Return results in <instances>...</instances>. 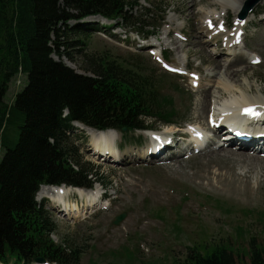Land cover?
<instances>
[{
  "label": "rangeland",
  "instance_id": "1",
  "mask_svg": "<svg viewBox=\"0 0 264 264\" xmlns=\"http://www.w3.org/2000/svg\"><path fill=\"white\" fill-rule=\"evenodd\" d=\"M230 1L235 7L238 6L237 1ZM248 1L244 2L240 13ZM149 2L157 6L166 5L163 8L165 14L167 13L164 27L157 33L160 40L157 44H160L166 53L161 54L160 49L155 47L153 38L148 40V43L155 45H151L155 48L154 51L143 49V43L138 44L139 37L135 32L117 27L109 31L99 28L87 39V49L83 50L84 46L79 45V41L88 32L81 34L78 30L72 31L67 40L73 42L67 50L73 62L64 59V63L82 74H90L84 71V55L87 53V56H101L115 61L125 69L147 76L149 81H153L161 97L171 103L170 108L175 115L172 125H163L156 120L149 121V129L159 135H171L172 132H166L168 128H187V124L209 129L212 126L211 114L223 112L219 104H228L234 97L243 96L239 91L233 98L229 94L223 96L222 91L220 95L219 89L214 88L206 101L207 105L210 103L209 109L204 111L198 106L202 97L200 92L196 91L198 85L194 80H200L202 86H205L218 70L224 69L226 72L229 68L231 71H244L240 79L248 76V83L264 90V0L254 9V14L257 15H252L246 22V27L242 28L245 39L240 44V55L234 58L239 62L238 65L235 68L227 66L221 69L211 66L206 59H211L210 56L213 55L217 58L212 56L214 60H218L221 65L227 63V60L231 61L224 53L226 50L221 49L224 48L222 43L225 44L224 36L233 38L237 28L234 8L227 10L229 17L226 19L228 24H225L226 12L221 11V6L214 7L209 3H202L203 5L197 7V13L195 2L190 0L141 1L143 6H148ZM213 11L216 12V21H212L214 24H211V27L218 29L216 38L221 41L218 46L216 41L206 34V19L203 18L204 14H212ZM92 18L86 20L89 26L82 28V31L97 29V24L103 25L102 20L92 21ZM172 19H176V22H171ZM72 25L73 22L68 23L69 27ZM173 29L177 32L174 38L170 36L172 45L171 40L166 37V31ZM191 40L193 42L188 45ZM177 41H180L178 46L175 45ZM211 41L214 43L210 45ZM187 48L195 51L186 53ZM243 59H254V63H241L240 60ZM27 82L26 75L13 77L8 84L5 103L12 105L16 95L26 87ZM258 91L255 88L254 96L264 97ZM217 95L220 99L216 98ZM229 105L232 106L230 103ZM215 128L209 129L210 135L216 136L220 132L223 136L226 134ZM12 135L11 132V137ZM75 135L80 143V151L85 157L83 161L90 163L102 180L103 187L96 183L92 190L99 187L108 192L110 199L101 203L100 207L96 205L94 208L84 209V199H80L72 189L67 200L70 212L63 211L51 200L42 199L38 195L37 202H46L56 222L57 232L52 237L54 243L62 244L70 250H79L82 253L80 264H186L191 250L207 255L219 248H226L234 252L239 260L249 262L250 243L254 241L255 244L264 246V165L254 163L264 161V148H255L256 142L251 143L249 148H243L244 144L238 146L234 143L219 147L256 159L244 162L236 156L206 157L203 153L193 152V149L185 151L182 146L189 145L191 140L181 141L177 138L172 141V138H163L164 146L160 147V152L166 150L165 145L171 146V141H181L179 148L176 144L175 150L176 153L180 151L183 159L180 164L171 160L160 161L163 155L160 153L156 154L153 161L142 158L145 152L142 148L149 140L148 131L128 133L124 136L119 133L116 144L112 146L115 153L111 157L96 155L85 131L78 129ZM180 135H183L182 132L177 133V136ZM215 141L223 140L219 137ZM136 146L142 148L137 149ZM154 162H161L159 165L163 167H156L158 165ZM208 166L212 167L213 172L221 170V174L227 177L241 176V183L233 189V196H230V193H222L226 191L220 190L208 180H198L201 179L198 172H204ZM194 174L196 177L192 180ZM155 176L158 185L154 183ZM244 176H247L248 182L242 179ZM212 177V181L216 182V177ZM132 182L142 187H136ZM78 208L84 213L83 217L72 218ZM122 214L126 215L124 221L118 226L114 225L115 219Z\"/></svg>",
  "mask_w": 264,
  "mask_h": 264
},
{
  "label": "trees",
  "instance_id": "2",
  "mask_svg": "<svg viewBox=\"0 0 264 264\" xmlns=\"http://www.w3.org/2000/svg\"><path fill=\"white\" fill-rule=\"evenodd\" d=\"M141 1L0 0V264H33L37 258L80 264L79 250L51 239L56 222L46 202L35 197L43 185L92 189L102 182L83 161L76 123L128 134L148 131L150 120L174 122L171 103L142 73L87 53L84 71L90 74L63 61L73 62L67 51L72 31L88 32L79 41L86 50L99 28L111 30L97 24L82 31L91 16L142 37L156 34L166 5ZM19 73L27 85L8 105V84ZM186 264H264V246L250 243L249 262L226 248L207 255L191 250Z\"/></svg>",
  "mask_w": 264,
  "mask_h": 264
},
{
  "label": "bare ground",
  "instance_id": "3",
  "mask_svg": "<svg viewBox=\"0 0 264 264\" xmlns=\"http://www.w3.org/2000/svg\"><path fill=\"white\" fill-rule=\"evenodd\" d=\"M234 1L238 2L237 7H235L234 4H232L230 0H207V1L190 0V2H192V3L195 2L194 6H196L195 7L196 12H197V7L200 5H203L202 3H204L206 5L209 3L210 6H214V7L215 6L223 7V9L221 11L226 12L225 17H224L225 24H228L226 21V19L229 17L227 10L234 8L236 16H238V14L240 13L241 7L246 0H234ZM215 11H217V10H215ZM188 16H189V14H188ZM203 18L206 19V21H204L206 23V34H208L213 40L216 41L217 46L220 45L221 41H219L216 38L217 33H219L218 29L211 27V24H214L212 21L213 20L216 21V12L214 13V11H213L212 14H204ZM250 18H251V15L246 20L239 21V19H237L240 25L235 29V33L233 35V38L230 39L229 36H227V35L224 36L225 44L222 43V46H224V48H222L221 50L222 51L226 50V51H224V53H226L228 55L227 59H230L231 61L229 62L227 60V63H224V65H221V63L218 60H214V58L215 59H217V58L212 55L214 57L213 58L212 56H210L212 60L209 58L206 59L208 64H210L211 66H213L215 68H219V69H221L222 67H227V66H231L232 68L233 67L235 68L238 65L239 62L237 60H235L234 58L238 57L240 55L238 53V51H239V44H241L242 40H241V38L236 39V34L242 28V25H244L246 22H248ZM95 19H97V18H92V21ZM171 22H176V19H172ZM198 28H199V26H198ZM199 30H200V28H199ZM176 32L177 31L175 29L166 31V34H168L167 38H169L171 40L172 45H173V40L171 37L174 38V34H176ZM182 32H183V30H182ZM197 38H198L197 40H199L198 36H197ZM179 42L180 41L175 42V45L178 46L180 44ZM192 42H193V40L189 41L188 45L191 44ZM200 43H201V41H200ZM212 43H214V41H211L210 45ZM156 45H157V43H156ZM182 45H183V43H182ZM185 47L186 46H183V48H185ZM178 48H181V47H178ZM204 48L206 49V47H204ZM204 48H203V51L205 52ZM188 51L193 52L195 50L187 48L186 53ZM210 52L212 53V51H210ZM240 62L241 63L246 62L247 64L249 62L254 63V61L245 60V59L240 60ZM215 68H214V70H215ZM231 70H229V68L226 69V72L224 69L218 70V73L214 76H211L210 79L206 82L205 86H202L200 80H194V82H196L198 85L196 91L200 92V96L202 97L200 100L198 99L199 100L198 106L200 107L201 110H204V111L206 109L207 110L209 109L210 103L208 102V105H207L206 101H207V98L210 97V95L213 93V92L211 93V90L214 88L219 89L218 93L220 95H221V91H222L223 96H227L229 94L230 96H232L231 98H233V96H235V93H237V91L243 93V96H241L242 98L241 97H238V98L234 97L231 100V102H229L232 105V108L229 107L230 106L229 103L228 104H223V103L219 104V107L222 109L223 112L220 114L213 113V114H211L210 118L213 122L220 125L221 127L223 125L230 126L231 128H235L238 126L241 129H245V130H248V132H252V134H254L253 140L250 143H245L243 145V148H249L250 145H252L251 143H253V142H256L255 148H257V149L264 148V138H262L258 135V134L264 133V129L262 127L263 124L258 122L257 124L250 125V124H247L245 121L240 120L242 118L243 110L245 108H247V106H257L256 112L258 113L259 118H256V119H264V112L262 113V110L264 111V104H259V103H264L263 102L264 97L254 96V94H253V91L255 90V88H257L259 90L258 92L264 96V92H263L264 90L262 91V90H260L261 88L259 89V86H254V85L248 83V82H250V78L248 76H244L243 78H241V79H243L241 82H237V81L241 80L240 76H242L245 72L240 71V70H237V71H235V70L231 71ZM236 89H239V90H236ZM216 98L220 99L218 97V95ZM76 126L79 129H81L82 131H85L87 133V135L90 136L92 146H93L92 149H93L95 154H98L101 151L106 153L107 148L112 150L113 149L112 146H114L116 144V140L119 138V133L114 131V130L96 131V130L88 128V127H86L80 123H77ZM177 131H180V129L168 128V130L166 132H170V133L172 132L173 133V132H177ZM220 136H223L221 132L219 133V135H216L215 138H219ZM223 139L231 141V140H233V137L231 135L225 134ZM201 143H202V141L199 144H197V146H199ZM158 145H159V142H156L154 145H152L150 143H146V145L144 147L145 152L142 154V158L143 159L147 158V159H150L151 161H153L156 157V154L160 153V154H163L160 157L161 158L160 161H162V160L170 161L171 160V161H176L177 163L182 164L183 159L181 157L180 151L178 152L179 154L176 153L175 152L176 147L174 145H171V146L165 145L166 150H164V151L161 150L162 152H160V147L164 146V145H159V146ZM226 145H228V144H226ZM192 148H193V146H192ZM137 149H140V147H138ZM148 149H150V154H147ZM112 151L114 152V150H112ZM127 152H130V151H127ZM200 153H203L204 155H206V157H214L216 155H219V156L223 155L224 157H226L227 155L236 156L244 162H252V160H256V159L249 158L244 153H238V152L232 151L231 149L219 148V147L218 148H210L209 146H207L205 149L200 151ZM136 154L139 155L138 152H136ZM101 156H103V155H101ZM230 156H228V157H230ZM125 158L126 157H124L123 160H125ZM247 160H249V161H247ZM154 163H155V165H158L156 167H163V166L159 165V164H161V162L160 163L154 162ZM254 163L264 165V161H259V162L255 161ZM211 169H212V167L208 166V168L206 167L203 170L204 172H198L201 174V179H198V180H200L201 182L203 180H208L209 183L216 184L217 187L220 188V190L226 191V192H222V193H230L231 194L230 196H233V189L238 187V185L241 183L240 182L241 176L239 178L236 175L235 176L230 175V177H227L225 174H221V170L213 172V171H211ZM212 176L216 177V182L212 181V178H213ZM195 177H196V174H194L192 176V180ZM242 179L246 182L249 181L247 176H244ZM154 183H155V185H158L157 177H156V181H154ZM134 185L136 187H142V186H138L136 183ZM241 188H242V186H241ZM158 189H159V187H158ZM71 192H72L71 189L63 188V187L58 188V189L51 188V187H42L38 193V196H40L42 198L51 199L52 202H54V205L60 206V207L63 206L65 208V209L61 208L63 211L65 210V211L70 212V210H69L70 206H69L66 199L70 196ZM75 192L80 199H84L83 200L85 202L84 209H87V208L91 209V208L96 207V205H97V207H100L101 202L98 200H99V197H100L102 191L99 187H97L94 190H90V191L82 190L80 188H76ZM155 194H157V193H155ZM235 196H237V195H235ZM35 197H37V196H35ZM69 214H71V213H69ZM83 215H84V213L83 212L81 213L79 208H78L76 210V212L73 213L72 218H75V219L82 218Z\"/></svg>",
  "mask_w": 264,
  "mask_h": 264
},
{
  "label": "water",
  "instance_id": "4",
  "mask_svg": "<svg viewBox=\"0 0 264 264\" xmlns=\"http://www.w3.org/2000/svg\"><path fill=\"white\" fill-rule=\"evenodd\" d=\"M262 0H249L243 11H242V14H241V19L244 20L247 18V16L249 15L250 11H252ZM124 131H126V129H124ZM126 218V215L125 214H122L120 216H118L116 218V220L114 221V225H120V223ZM36 263L38 264H46V260L43 259V258H38L36 259Z\"/></svg>",
  "mask_w": 264,
  "mask_h": 264
},
{
  "label": "snow or ice",
  "instance_id": "5",
  "mask_svg": "<svg viewBox=\"0 0 264 264\" xmlns=\"http://www.w3.org/2000/svg\"><path fill=\"white\" fill-rule=\"evenodd\" d=\"M245 112L246 114L253 115V116L258 115V113H256L255 109L253 108L245 109Z\"/></svg>",
  "mask_w": 264,
  "mask_h": 264
}]
</instances>
